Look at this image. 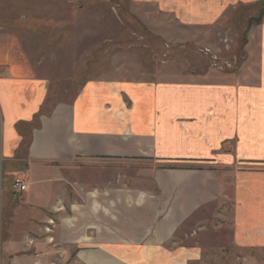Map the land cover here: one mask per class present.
<instances>
[{"label": "crops", "instance_id": "0c3cea01", "mask_svg": "<svg viewBox=\"0 0 264 264\" xmlns=\"http://www.w3.org/2000/svg\"><path fill=\"white\" fill-rule=\"evenodd\" d=\"M134 1L171 7L180 23L196 25L239 3H264ZM5 42L0 32V264H48L51 223L85 264H189L186 247L166 242L218 199L224 187L212 168L221 163L235 178L232 242L264 247V41L247 80L239 73L212 81L207 72L178 80L96 78L53 104L49 80ZM132 160L175 168L150 171L159 192H139L134 216L142 221L123 219L126 235L114 236V188L101 176L113 162ZM11 176L25 180L24 192L13 193ZM147 231L145 244L135 245Z\"/></svg>", "mask_w": 264, "mask_h": 264}, {"label": "rangeland", "instance_id": "374dc122", "mask_svg": "<svg viewBox=\"0 0 264 264\" xmlns=\"http://www.w3.org/2000/svg\"><path fill=\"white\" fill-rule=\"evenodd\" d=\"M262 6L239 3L218 18L196 25L185 24L183 19L180 23L171 7L156 2L0 0V32L8 46L13 44V53L29 63L34 75L49 80V104H53L71 98L84 81L96 78L178 80L189 78L190 72H207L212 81L232 79L239 73L247 80L256 68L249 60L262 56L264 41V17L250 26L248 20ZM30 131L24 132L29 135ZM217 166L212 169L219 174L224 190L166 245L186 247L191 253L189 264H264V247L241 248L232 242L235 178L231 165ZM160 168L175 167L174 163L113 162L101 176L114 188V236L126 235L119 223L123 219L142 221L134 216L135 202L139 192H159L149 173ZM95 196L99 205L104 203V196ZM82 199L91 203L90 195H82ZM131 228L136 230L134 225ZM147 235L148 231L135 245L145 244ZM57 236V225L51 223L48 264H85L77 257V247L58 241Z\"/></svg>", "mask_w": 264, "mask_h": 264}, {"label": "built area", "instance_id": "2783aa9c", "mask_svg": "<svg viewBox=\"0 0 264 264\" xmlns=\"http://www.w3.org/2000/svg\"><path fill=\"white\" fill-rule=\"evenodd\" d=\"M11 190L15 194H21L26 190V182L20 176H15L11 182Z\"/></svg>", "mask_w": 264, "mask_h": 264}, {"label": "water", "instance_id": "95a60500", "mask_svg": "<svg viewBox=\"0 0 264 264\" xmlns=\"http://www.w3.org/2000/svg\"><path fill=\"white\" fill-rule=\"evenodd\" d=\"M264 17V5L259 9L258 14L256 16L250 17L248 20V26L252 23H260Z\"/></svg>", "mask_w": 264, "mask_h": 264}, {"label": "trees", "instance_id": "16d2710c", "mask_svg": "<svg viewBox=\"0 0 264 264\" xmlns=\"http://www.w3.org/2000/svg\"><path fill=\"white\" fill-rule=\"evenodd\" d=\"M263 5H264V3H263Z\"/></svg>", "mask_w": 264, "mask_h": 264}]
</instances>
